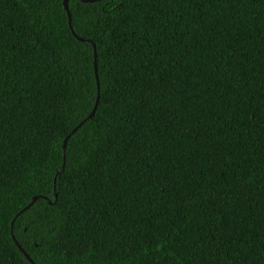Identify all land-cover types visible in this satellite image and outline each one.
<instances>
[{"label": "trees", "instance_id": "16d2710c", "mask_svg": "<svg viewBox=\"0 0 264 264\" xmlns=\"http://www.w3.org/2000/svg\"><path fill=\"white\" fill-rule=\"evenodd\" d=\"M64 2L0 0V264H264V0Z\"/></svg>", "mask_w": 264, "mask_h": 264}, {"label": "snow or ice", "instance_id": "6c2138e0", "mask_svg": "<svg viewBox=\"0 0 264 264\" xmlns=\"http://www.w3.org/2000/svg\"><path fill=\"white\" fill-rule=\"evenodd\" d=\"M96 74L97 76L99 75V58L98 57H97V65H96ZM101 95L105 98V103H107V99L111 95V86L107 84L102 85ZM97 106H99V104ZM86 162H87V159L81 161V163H86ZM64 167L65 169L69 168V161L67 158V153H65ZM62 177H63V172L56 175L55 176V187L51 190V194L50 195L48 193L43 194L45 198H48L50 200H55L57 205H59L62 202L64 195H66ZM47 184H48L47 180L43 181L42 187H46ZM49 231L52 233H58L61 231V229L56 224H52L49 228ZM182 244L183 242L181 241V245Z\"/></svg>", "mask_w": 264, "mask_h": 264}, {"label": "water", "instance_id": "95a60500", "mask_svg": "<svg viewBox=\"0 0 264 264\" xmlns=\"http://www.w3.org/2000/svg\"><path fill=\"white\" fill-rule=\"evenodd\" d=\"M83 2H94L95 0H82ZM64 6H65V9H66V11H67V13H68V16H69V19H70V22H71V20H72V16H71V11H69L70 10V6H69V0H65V2H64ZM78 39H80L81 41H85L84 39H82V38H79L78 37ZM95 50H96V48H95ZM97 57H98V54H97V51L95 52V66L97 65ZM97 75V74H96ZM97 78H99V75L97 76ZM99 85V84H98ZM99 87H100V85H99ZM99 100H100V88H99V94H98V100H97V104H96V106H95V108H94V110H93V112L91 113V115L89 116V118H87L85 121H83L77 128H75V130L72 132V134L66 139V141H65V148L68 146V142H69V140H70V138L75 134V133H77L79 130H80V128L89 120V119H92V118H94L95 117V115H96V112H97V108H98V104H99ZM39 198H36L35 199V201L34 202H36L37 200H38ZM30 207V206H29ZM28 209V208H27ZM13 238H14V240H15V242H16V244H17V246L20 248V250L28 257V258H30V256H28L27 255V253H25V251L22 249V247H21V245L16 241V239H15V236H13Z\"/></svg>", "mask_w": 264, "mask_h": 264}]
</instances>
